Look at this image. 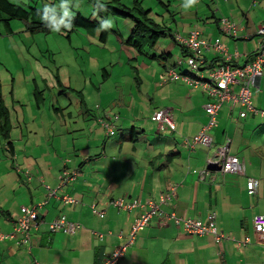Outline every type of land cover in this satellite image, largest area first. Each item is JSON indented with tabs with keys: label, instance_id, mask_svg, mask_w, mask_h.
Returning a JSON list of instances; mask_svg holds the SVG:
<instances>
[{
	"label": "crops",
	"instance_id": "0c3cea01",
	"mask_svg": "<svg viewBox=\"0 0 264 264\" xmlns=\"http://www.w3.org/2000/svg\"><path fill=\"white\" fill-rule=\"evenodd\" d=\"M157 1L162 8L157 3L158 9L151 10L162 13L165 9L173 18L172 46L158 41L161 55L170 56L165 62H159L138 55L129 58L128 52L120 50L128 63H137L133 74L142 78V82L129 78L139 92L132 90L130 103L124 101L117 107L114 101L110 110L116 108L120 112L116 114L120 115L118 120L107 117L108 114L113 118L111 112L101 111L100 115L115 122V131L130 128L128 138L123 135V142L111 146L121 159L117 156L110 159L105 144L103 156L87 158L86 150L94 144L82 143L80 147L73 143L74 139L64 137L65 141L60 140L58 146L56 135L49 138L48 148L42 152L40 144L29 146L36 143L38 139L34 138L39 134L27 137L24 150L18 149L11 139L5 141L10 159L8 163L5 158L0 159V233L14 232L22 207L40 204L42 207L40 225L32 229L29 240L17 233L0 243V264H102L126 241L118 235L128 234L135 219L147 209L120 211L111 201L123 199L142 204L158 201L173 186L177 187L176 197L163 207L165 212L202 221L215 213L217 225L227 239L217 243L211 235H188L173 222L163 226L155 217L118 264H264V237L258 236L253 224L256 215H264L261 203L264 199V116L247 112V117L241 118L245 109L225 102L217 113L215 126L208 131L214 146L198 145L193 150L186 146V141L193 140L208 125L210 116L205 107L220 101L202 88L188 87L182 82L169 80L162 84L169 69L179 74L188 71L186 53L189 50L176 37L187 39L194 31H199L202 40L209 44L220 39L232 58L229 62L232 68L251 64L264 46V34H260L264 28V0H195L188 8L184 7L187 0ZM142 2L144 7L148 0ZM170 6L172 12L168 10ZM224 20L234 23V35L224 32ZM132 27L131 23L123 22L122 31L117 32L128 37ZM202 57L206 61L201 70L204 78L228 62L214 47L204 51ZM152 87L155 93L151 92ZM231 90L239 92L236 86ZM251 91L254 108L264 112V70ZM163 110L173 114L175 131H159L158 124L152 121L154 114ZM120 121L122 126L117 124ZM165 135L172 139L164 138ZM227 144L230 156L245 163L244 174L211 169L201 179L200 173L208 170V161L214 158L215 151ZM124 145L129 146V151ZM92 149L94 153L99 151L97 146ZM64 172L75 174V179L61 185L59 177ZM251 179L258 182L253 195L248 189ZM64 197L73 198L76 204L66 203ZM94 205L99 212H104L103 219L94 213ZM62 216L81 225L75 235L50 230L49 224ZM98 233L105 235L103 240ZM246 239L250 243L239 247L238 242Z\"/></svg>",
	"mask_w": 264,
	"mask_h": 264
},
{
	"label": "rangeland",
	"instance_id": "374dc122",
	"mask_svg": "<svg viewBox=\"0 0 264 264\" xmlns=\"http://www.w3.org/2000/svg\"><path fill=\"white\" fill-rule=\"evenodd\" d=\"M98 1L112 2V0ZM134 1L122 0V3L128 8H135ZM161 1L172 3L171 0ZM10 2L21 5L26 10L45 9L54 12L51 16L55 17L53 20L57 25L64 23V16L80 13L93 19L98 12L97 6L88 0H10ZM148 2L144 4L145 10L162 8L157 0H148ZM168 10L172 12V6ZM66 12L67 15H65ZM152 12V17L161 26L171 30L174 26L173 18L165 9L162 13L154 10ZM109 20L112 22L109 28L125 41L127 37H124V33L117 31H122L123 22H129L133 27L134 24L123 18L111 17ZM27 23L26 20H12L9 24L13 32L10 34L6 32L5 23L0 22L2 35L0 38V96L5 107L10 111V120L12 117L11 140L18 149L24 150L25 144L28 143L27 137L39 134L34 138L35 141L38 139V142L29 146L34 147L40 144L39 148L42 152L48 148L46 143L50 140L49 138L53 139L52 135H56L58 146L59 141H65L66 138L70 141L74 139L73 143L80 147L82 143L88 142L90 145L94 144L92 148L97 146L99 149L97 153H94L95 150L92 148L86 150L89 153L87 158L97 157V154L101 156L102 147L105 144L108 148L107 156L110 159L116 156L121 159L122 156H118L119 154L111 149V146L120 144L123 135L128 138L130 128H118L116 136L109 138L100 125L98 117L101 111L120 116L116 115L120 114L116 108L113 111L110 110L113 109L114 101H117V107L124 101L130 103L131 93L139 92L132 78H129L134 77L132 67L137 63H128L125 53L121 54L119 51L128 52L129 58H136L137 52L123 44L114 35L110 36L106 45L101 44V30H75L68 37L67 33L57 27L50 33L34 34L28 31ZM160 42L172 46L170 37L163 38ZM160 49L157 43L151 52L159 56ZM154 65L159 69L157 63ZM154 89L152 87V93H155ZM83 97L86 107L81 105ZM97 106H100L101 110H97ZM86 110H89L96 119L93 120L87 116ZM123 110L127 111L124 107ZM26 122L30 124L27 125ZM118 123L122 126V121ZM169 137L164 136V138L172 139ZM124 147L126 151H129L128 145ZM64 149H66L65 152L68 151L67 147ZM31 151L32 149H29V152ZM211 151L213 152V149ZM2 157L7 160V163L9 162L5 141L0 137V159ZM239 196L237 195V198ZM261 203L264 204V199H261ZM256 253L261 255L260 251Z\"/></svg>",
	"mask_w": 264,
	"mask_h": 264
},
{
	"label": "built area",
	"instance_id": "2783aa9c",
	"mask_svg": "<svg viewBox=\"0 0 264 264\" xmlns=\"http://www.w3.org/2000/svg\"><path fill=\"white\" fill-rule=\"evenodd\" d=\"M223 30L228 36H232L236 33L235 25L230 20L223 21ZM260 34H264V28L260 30ZM179 43L186 47L191 52V57L187 60L188 74L183 75L174 71L168 72L163 79L162 84L167 83L169 80L173 82H182L188 87L202 88L211 97L219 99L220 103L216 105H207L205 107L207 114L210 116L208 125L195 136L193 140H187L186 146L190 149H195L198 145H204L213 147V140L209 136V130L213 128L217 121V113L221 106L225 102H232L234 105H239L245 109L241 113V118L247 117V112H251L255 115L264 116V112L257 110L253 106L252 91L258 79L262 77L264 70V46L257 58L249 65L239 68H232L230 65L231 56L228 55L226 49L223 47L220 39H216L212 44H209L202 40V35L199 31H194L190 38L176 37ZM211 47H214L216 51L224 55L227 64L220 66L217 70L212 71L210 76L204 78L201 76L202 66L205 64V60L202 57L204 51H209ZM232 86L239 88L238 93H233ZM107 117L112 118L107 114ZM118 120V117H115ZM152 121L158 124L159 131L172 130L175 131V121L173 114L169 110L159 111L154 114ZM103 127L107 131L108 136H114L115 122H109L107 120H101ZM211 169L221 170L224 173L241 175L245 172V163L239 158L230 156L229 144L217 149L214 154V158L208 161V170H204L200 173L201 179H204ZM75 174L70 175L68 172H64L60 177V184L65 185L75 179ZM258 182L251 179L248 181L249 194L256 193ZM53 196H56L55 192H52ZM176 197V187L173 186L166 194H162L158 201H148L142 204L140 201L126 202L123 199L112 200L111 205L116 207L120 211H133L138 208H147L140 214L134 221L132 229L128 234L120 233L119 238H125L126 241L118 246L111 255L107 256L102 264H118L124 257L129 248H131L138 235L143 232L150 224L151 220L155 217L160 219V223L163 226H167L173 222L184 233L192 236H206L211 235L214 237L217 243H221L227 237L220 232L217 222L216 214L212 213L207 221L195 220L193 218L178 217L175 213L165 212L163 207L172 203V200ZM66 203L76 204V200L71 197H64ZM42 205H34L33 207H22V214L19 216L16 222V227L12 234L0 233V243L8 239L14 238V234L20 233L26 236V241L30 239L32 229H36L40 224V210ZM93 211L100 218H104V212H99L96 206H93ZM255 232L260 237H264V215H256L253 219ZM49 228L54 233H64L65 235H75L81 228V225L68 220L62 216L57 218L49 224ZM100 240H103L105 235L97 234ZM25 241V242H26ZM250 243L249 239L238 242L239 247L246 246Z\"/></svg>",
	"mask_w": 264,
	"mask_h": 264
},
{
	"label": "trees",
	"instance_id": "16d2710c",
	"mask_svg": "<svg viewBox=\"0 0 264 264\" xmlns=\"http://www.w3.org/2000/svg\"><path fill=\"white\" fill-rule=\"evenodd\" d=\"M88 1L97 6L98 12L96 13L93 19L87 18L82 14L78 13L74 16H64V23L57 25L53 20V18L55 17L51 16L54 12L47 11L45 9L26 10L21 5L19 6L11 3L10 0H0V22L5 23V25L7 26L6 32L10 34L13 32V30L9 22H12V20L14 19L26 20L28 22V31H31L34 34L39 32L50 33L54 30V28L57 27H59L62 32L67 33L68 37L69 34L75 30H101L100 42L101 44L106 45L111 35H114L116 37H118V35L116 34V32H113L109 27H104L105 22L108 21V19H110L111 17L123 18L130 20L134 24V27L132 28L129 36L125 41L122 42L123 44L125 43L129 48L134 49L137 52L138 56L145 57L150 60L165 62L169 58L170 55H155L153 54V52H151V49H153L158 43V41H160L161 39L166 37L174 38V35L169 29H166L165 27L161 26L157 22V20L152 17V10H145V8L143 7V2L141 0H137L135 2V8H128L122 3V0H112V2L109 3H101L98 0ZM4 17L8 19H5ZM1 36L2 35L0 32V38ZM119 53L123 54L124 52L119 51ZM189 57H191V52H189L188 54L186 53V62ZM132 68L133 73H136L137 67L133 65ZM169 71L172 70L169 69L167 71V74ZM181 74L187 75L188 71ZM134 77L137 78L136 80L139 83L142 82V78L136 77L135 75ZM81 96L83 95L81 94ZM81 105L82 107H86L84 97L81 100ZM96 109L101 110V107L97 106ZM102 112L103 114L105 113L104 111ZM85 113H87V116L91 117V119L94 118V116L89 113V110H86ZM115 117H118L119 119V116H113V118L111 117L112 120L116 121ZM98 119L99 123L102 125L101 120L105 119L101 116H99ZM12 129L13 127L10 120V111L5 107V103L2 97L0 96V137L4 141H10ZM104 130L106 131L105 128ZM220 232L223 233L221 230Z\"/></svg>",
	"mask_w": 264,
	"mask_h": 264
},
{
	"label": "clouds",
	"instance_id": "9594fccd",
	"mask_svg": "<svg viewBox=\"0 0 264 264\" xmlns=\"http://www.w3.org/2000/svg\"><path fill=\"white\" fill-rule=\"evenodd\" d=\"M195 3V0H187V3L184 5V7L185 8H188V7H190L192 4H194ZM65 15H67V12L65 13ZM61 23H63V21H61ZM111 21L109 20V21H106L105 22V24H104V27H109L110 25H111ZM258 82V81H257ZM115 135H116V133H115ZM114 135V136H115ZM108 136V135H107ZM114 136H108L109 138L110 137H114ZM177 188V187H176ZM67 218V217H66ZM103 219V218H102ZM40 225V224H39ZM38 228V227H37ZM224 234V233H223Z\"/></svg>",
	"mask_w": 264,
	"mask_h": 264
},
{
	"label": "water",
	"instance_id": "95a60500",
	"mask_svg": "<svg viewBox=\"0 0 264 264\" xmlns=\"http://www.w3.org/2000/svg\"><path fill=\"white\" fill-rule=\"evenodd\" d=\"M258 81H259V79H258Z\"/></svg>",
	"mask_w": 264,
	"mask_h": 264
}]
</instances>
